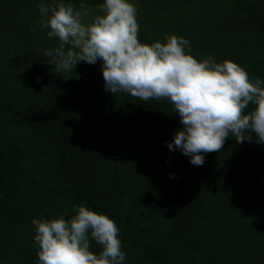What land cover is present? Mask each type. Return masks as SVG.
I'll return each instance as SVG.
<instances>
[{"label": "trees", "instance_id": "obj_1", "mask_svg": "<svg viewBox=\"0 0 264 264\" xmlns=\"http://www.w3.org/2000/svg\"><path fill=\"white\" fill-rule=\"evenodd\" d=\"M136 1L141 43L183 37L264 80V0ZM41 2L0 0V264H39L32 220L81 204L116 222L123 264H264V144L229 136L192 165L167 147L182 128L167 99L106 91L99 60L52 70Z\"/></svg>", "mask_w": 264, "mask_h": 264}, {"label": "clouds", "instance_id": "obj_2", "mask_svg": "<svg viewBox=\"0 0 264 264\" xmlns=\"http://www.w3.org/2000/svg\"><path fill=\"white\" fill-rule=\"evenodd\" d=\"M98 7L101 14L85 22L92 9L84 3L38 4V25L58 39V46L44 52L54 72L70 77L79 62L99 60L106 91L145 102L167 99L182 125L167 147L179 149L194 166H203L205 154L221 152L229 136L241 144H264V80L250 78L229 60L218 63L209 55L198 61L185 51L191 46L183 37L166 34V42L141 43L130 0H103ZM72 212L67 219L32 220L39 264H123L116 222L83 204ZM93 240L102 248L98 254L90 250Z\"/></svg>", "mask_w": 264, "mask_h": 264}, {"label": "rangeland", "instance_id": "obj_3", "mask_svg": "<svg viewBox=\"0 0 264 264\" xmlns=\"http://www.w3.org/2000/svg\"><path fill=\"white\" fill-rule=\"evenodd\" d=\"M131 3H133L136 7L138 6V3L136 0H130Z\"/></svg>", "mask_w": 264, "mask_h": 264}]
</instances>
